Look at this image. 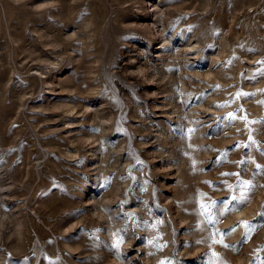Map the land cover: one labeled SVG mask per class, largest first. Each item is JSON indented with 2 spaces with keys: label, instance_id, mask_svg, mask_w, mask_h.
I'll return each mask as SVG.
<instances>
[{
  "label": "rangeland",
  "instance_id": "1",
  "mask_svg": "<svg viewBox=\"0 0 264 264\" xmlns=\"http://www.w3.org/2000/svg\"><path fill=\"white\" fill-rule=\"evenodd\" d=\"M264 262V0H0V264Z\"/></svg>",
  "mask_w": 264,
  "mask_h": 264
},
{
  "label": "snow or ice",
  "instance_id": "2",
  "mask_svg": "<svg viewBox=\"0 0 264 264\" xmlns=\"http://www.w3.org/2000/svg\"><path fill=\"white\" fill-rule=\"evenodd\" d=\"M261 264H264V262H261Z\"/></svg>",
  "mask_w": 264,
  "mask_h": 264
}]
</instances>
